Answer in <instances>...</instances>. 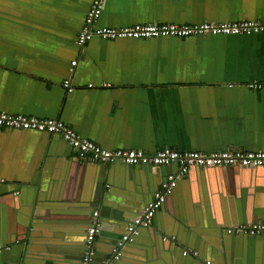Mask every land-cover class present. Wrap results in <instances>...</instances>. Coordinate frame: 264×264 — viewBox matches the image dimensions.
Returning <instances> with one entry per match:
<instances>
[{
    "label": "crops",
    "instance_id": "crops-1",
    "mask_svg": "<svg viewBox=\"0 0 264 264\" xmlns=\"http://www.w3.org/2000/svg\"><path fill=\"white\" fill-rule=\"evenodd\" d=\"M92 1L0 0V111L60 119L82 137L111 150L264 151V91L246 88L251 81H264V34L94 38L79 47L77 35ZM236 20H264V0H105L98 25L119 28L151 22ZM73 60L77 66L71 72ZM68 80L71 91L64 86ZM52 136L0 128V183L35 185L46 177L64 192L76 190L78 179L74 173L69 175L72 161L78 158L60 141L51 147ZM157 171L117 168L113 189L118 192L112 198L116 205L111 216L121 212L130 217L133 210L122 208L138 209L160 187L161 179L177 173V168ZM209 180L214 178L201 177L197 171L182 180L170 204L172 218L177 210L184 212L188 223L199 220L205 225L210 220V196L197 201L190 197L193 186L197 196L210 195L204 185L216 183ZM217 196L222 205L220 192ZM24 202L20 198L15 204L1 203L2 234L13 233V225L24 220L21 208L28 204ZM42 209L43 216H52L49 207ZM171 215L163 211L155 221L163 225ZM98 244L97 257L102 260L108 243ZM144 247L141 244L136 252H128L130 260L161 264V256ZM238 248L236 253L242 258L251 254L254 264L260 256L264 260L263 249L258 252L256 245ZM54 251L58 252L49 249L47 255ZM25 255V243L12 244L2 249L0 264H23ZM39 258L33 256V263L45 264ZM233 258L232 254L229 264H234ZM50 259L46 256V264H60Z\"/></svg>",
    "mask_w": 264,
    "mask_h": 264
},
{
    "label": "water",
    "instance_id": "water-1",
    "mask_svg": "<svg viewBox=\"0 0 264 264\" xmlns=\"http://www.w3.org/2000/svg\"><path fill=\"white\" fill-rule=\"evenodd\" d=\"M51 141V147L54 141H60L73 150L72 146L60 135H53ZM172 166L177 168V173L171 175H178L179 166L177 164ZM120 167L133 172L146 170L151 173L167 168L150 165L130 166L119 162L97 164L81 162L77 159L72 161L69 175L72 176L74 173L78 179L76 190L64 192L61 187L59 188V183L54 182L50 185L49 179L45 181L46 177H43L44 185L43 181L35 185L0 183V205L7 202L15 204L14 202L20 198L21 201L28 202L27 206L21 208V212L25 214L24 220L13 225V233L5 231L2 234L0 231V248L25 243L26 255L23 264H36L33 263V256L41 257L39 259L45 264L46 256L60 264H84L87 230L93 223L94 212L99 209L98 220L101 223V231L94 243L95 256L90 264H100L108 260L127 226L151 202L158 189L153 190L138 209H134V206L122 208V210H133L134 213L132 212L133 214L128 217L131 219L123 217L121 212L111 216L112 205H116L112 198L115 192H118L117 188L113 189L116 187L113 175ZM194 171L199 172L201 177L214 178L213 181H209L216 183L214 186L204 185L210 195L197 196L196 186L190 190V197L194 201L210 196L212 208L210 202L207 209L210 220L205 225H201L199 220L188 223L182 211L176 210L173 218L170 212V204L176 198L182 180ZM169 176L167 173L165 179H161L160 184L166 182ZM66 178L69 180V177ZM106 185H108L107 188ZM27 191H30L31 195L23 200V194ZM217 192H220L222 196L223 207L221 203L219 204ZM42 207H49L52 216H43ZM163 211H168L171 216L161 225L155 221V218ZM115 212L118 211H112L113 214ZM156 216L151 227L139 229L138 235L126 244L120 259L113 264H146L141 261V258L130 260L128 257V252L137 250L135 248H140L141 244H146L147 247L144 248H148L150 253L154 251L159 254L161 264H201V260L207 257L218 260L220 264H225L226 260L229 264L232 254L234 264H254L251 254H244L242 258L243 255L236 253V250L241 245H245L247 249L249 246L256 245L258 252L262 249L264 252V237L237 234L235 231L229 233L228 229L246 224H264V168L192 167L186 175L177 179L172 193L167 197ZM109 218L113 222L108 221ZM111 229L113 230L110 235L112 239L108 240ZM105 240H107L108 247L101 260L97 257L98 243ZM49 249L58 250V252L54 251L47 255ZM34 251H39L43 255L36 254ZM185 251L188 252L186 256ZM251 251L249 250L250 253ZM142 252L147 253L145 250ZM194 252H197V255H194ZM261 257L260 261L256 259V264H264Z\"/></svg>",
    "mask_w": 264,
    "mask_h": 264
},
{
    "label": "built area",
    "instance_id": "built-area-1",
    "mask_svg": "<svg viewBox=\"0 0 264 264\" xmlns=\"http://www.w3.org/2000/svg\"><path fill=\"white\" fill-rule=\"evenodd\" d=\"M105 7V0H93L85 17L84 25L77 35V45L85 47L94 38L107 41L123 39L147 40L155 38L173 37L187 39L190 37L210 36H239L264 34V20L248 21L236 20L222 23H137L126 27L99 26V20ZM77 66V60L71 62L70 71ZM64 86L72 90L71 82L65 81ZM246 88L252 91H264V81H251ZM0 128L15 131H36L49 135H60L73 148L76 157L81 162L110 164L123 163L130 166L168 167L173 164L179 166L178 175H170L168 180L155 191L151 202L127 226L122 238L113 249L108 260L100 264H113L120 259L128 242L133 240L141 228H149L154 222L158 210L163 206L167 197L172 193L176 181L186 175L192 167H263L264 151H250L244 149H224L214 152L177 150L163 147L155 153H147L140 149H107L101 145L82 137L70 125L60 119L38 118L23 114H11L0 111ZM101 231L98 211L94 212L93 223L87 230L86 250L83 263L90 264L95 256L94 243ZM229 233H244L249 236L264 237V224H246L236 228H229ZM3 248H0V253ZM188 252H184L186 256ZM197 255V252H194ZM201 264H214L211 260H201Z\"/></svg>",
    "mask_w": 264,
    "mask_h": 264
}]
</instances>
